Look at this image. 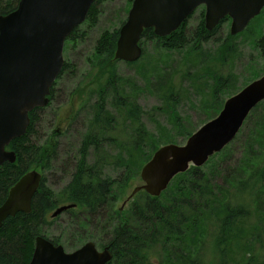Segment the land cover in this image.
Returning <instances> with one entry per match:
<instances>
[{"label":"rangeland","instance_id":"rangeland-1","mask_svg":"<svg viewBox=\"0 0 264 264\" xmlns=\"http://www.w3.org/2000/svg\"><path fill=\"white\" fill-rule=\"evenodd\" d=\"M129 7L128 0L103 1L98 7L96 20L85 21L79 26L75 39L65 43L64 59L68 67H64L65 70L56 80L49 105L37 112V121L30 137L31 142L36 145L51 144V139L55 142L54 156L49 167H40L39 171L47 178V187L59 195L75 171L82 139L89 130L98 127L95 125L96 118L105 120V116L111 119V123L103 129L95 130L105 144L100 156L105 161L104 176L116 180L118 198L115 208H123V211L138 200L137 196L130 200L128 198L136 187L143 185L141 170L147 162L138 167L135 161L130 169L123 166L128 163V147L135 138L136 122L128 116L126 108L117 105L120 95L140 106V123L144 124L149 138H169L173 140L172 143L184 145L190 132H196L220 114L228 98L264 75V54L258 46L259 40L264 36L263 18L253 20L244 32L233 35L229 40L231 20H227L209 39H202L198 37L200 24L205 20L206 6L202 5L187 20L185 46L178 50H167L155 40L144 38V55L137 63L116 60L115 87L108 80V74L99 75L100 79H96L99 73L94 57L97 42L106 31L121 28L127 19ZM227 41L233 45V49L222 60L221 48ZM216 74L230 76L235 82L228 92L218 93V99H214L211 92ZM99 104L104 106V116L98 115ZM263 109L264 101L260 103L252 120L242 127L227 146L225 157L215 158L213 162L217 171L212 173L211 179L224 190L230 189L228 183L235 167L243 164L245 143L250 138L249 129ZM67 118L68 121L71 118L69 123L60 122ZM59 128L61 132L58 133ZM152 152L153 146L148 141L143 146L144 159ZM122 157L125 162L117 161ZM87 158L93 164L99 157L91 149ZM212 166H206L205 169ZM258 193L255 201L259 209L249 212L246 222L238 225L237 235L240 236L238 242L231 245L232 254L228 264H239L247 253L248 257L251 255L253 251H245L244 246L255 241L259 232L263 236L264 252V190ZM125 202L128 204L123 206ZM103 214L95 216L82 210L72 216L65 211L58 217L51 218L52 223L45 234L51 239L59 238L68 252L89 241L96 243L98 249L102 250L98 243L109 239L114 224L109 222L107 210ZM254 223L255 228L250 232ZM209 226L207 222L206 227ZM79 235L82 236L81 239H78Z\"/></svg>","mask_w":264,"mask_h":264},{"label":"trees","instance_id":"trees-1","mask_svg":"<svg viewBox=\"0 0 264 264\" xmlns=\"http://www.w3.org/2000/svg\"><path fill=\"white\" fill-rule=\"evenodd\" d=\"M19 1L0 0V15L14 11ZM103 1L105 0H95L86 21L96 20L98 7ZM128 1L131 7L133 0ZM260 17L264 20V10L254 20ZM187 20L178 30L166 37L155 35L153 28L146 29L142 40H155L167 50H178L187 44ZM227 20L230 18L223 19L213 31H208L203 19L198 29V37L209 39ZM78 29L79 27L73 31L66 42L75 39ZM119 30L120 28L112 32L106 31L98 40L94 52L99 72L96 79H100L99 75L108 74V80L112 81L113 87L117 79L114 55ZM231 38L233 36L230 34L228 40ZM258 46L264 54V36L259 40ZM221 49L222 60H225L233 45L227 41ZM67 67L66 64L65 68ZM231 85H235V82L230 76L216 74L211 88L214 99H218V93L228 92ZM101 92L103 94V90ZM115 92H118L117 89ZM99 105L98 115L104 116V106ZM117 105L126 108L128 116L136 122L135 138L129 143V152H126L128 163L123 165L126 168L130 169L135 161L137 166L141 167L162 144L173 142L166 136H163L166 140L148 137L144 124L140 123L141 108L135 102L120 95ZM259 105L247 117L243 127L252 120ZM39 110L40 108H36L30 113L31 123L26 134L14 139L8 146L9 150L16 152L17 160L15 163L6 162L0 166V206L6 200L11 187L26 172L32 169L40 170L43 166L48 168L54 156L53 139L51 144L45 146L36 145L30 139ZM104 118L105 120L96 118L95 125L98 127L95 129L98 131L111 123V119L105 116ZM255 118L253 126L249 129L250 138L248 137L245 143L243 164L236 166L230 177V189L224 190L211 179L212 173L217 171L213 162L215 158L225 157L226 146L221 152L213 155L204 166H191L187 172L178 174L160 196L152 197L144 190L140 191L136 195L138 200L126 211L115 208L118 198L116 180L104 176L105 161L100 158L105 144L95 129L89 130L79 148L75 171L60 194L47 187V178L44 176L40 189L33 198L32 211L28 214L19 212L4 222L0 230V264H29L34 253L36 237L39 235L45 236L56 245L61 244L59 238L51 239L45 234L52 223L51 214L61 204L77 205L76 208L67 210L72 216L82 210L95 216H103L104 211H108L109 222H114L112 232L107 241L98 243L101 248L110 247L113 253V258L108 264H228L232 254L231 245L237 243L240 236L237 235L238 225L246 222L249 212L258 211L255 196L258 191L262 193L264 190V109ZM175 119L179 122L177 116ZM192 134L193 132H190L188 138ZM148 141L153 146V152L144 159L143 146ZM91 149L99 157L93 164H90L87 158ZM117 161H124V158H118ZM206 166L212 167L207 170ZM261 220L262 218L259 222ZM207 222L209 227H206ZM253 225L255 223L251 225L250 232L255 228ZM79 237L78 239H81L82 236ZM262 241L263 236L259 232L255 241L244 246L245 251L253 252L249 257L247 253L239 264H264Z\"/></svg>","mask_w":264,"mask_h":264},{"label":"water","instance_id":"water-1","mask_svg":"<svg viewBox=\"0 0 264 264\" xmlns=\"http://www.w3.org/2000/svg\"><path fill=\"white\" fill-rule=\"evenodd\" d=\"M95 0H20L18 7L0 15V166L15 163L17 154L7 147L26 134L30 113L50 103L51 90L65 67L64 47L73 31L88 17ZM206 6L205 26L213 31L226 17L231 34L243 32L264 9V0H134L119 30L114 59L133 63L143 55L141 39L153 28L159 37L178 30L200 6ZM264 101V75L228 98L220 114L194 132L184 145L160 147L141 170V190L158 197L173 179L191 166L202 167L238 135L250 113ZM37 169L26 172L0 206V230L9 217L30 213L42 183ZM75 204L58 207L55 218ZM110 247L99 250L93 241L67 252L45 236L36 237L29 264H108Z\"/></svg>","mask_w":264,"mask_h":264},{"label":"flooded vegetation","instance_id":"flooded-vegetation-1","mask_svg":"<svg viewBox=\"0 0 264 264\" xmlns=\"http://www.w3.org/2000/svg\"><path fill=\"white\" fill-rule=\"evenodd\" d=\"M50 101H51V96H50ZM71 119V118H70ZM70 119H69V121H70ZM63 121H65V122H67L68 121V118L67 119H65V120H62V121H60V122H63ZM69 121H68V123H69ZM67 125V124H66ZM58 133L59 132H61V128H59L58 129V131H57ZM57 132H56V134H57ZM83 140V139H82ZM53 144L55 145V142H53ZM42 169H47V168H45L44 166L42 167ZM42 172V171H41ZM42 176L44 177L45 175H44V173L42 172ZM43 177H42V179H43ZM126 203V202H125ZM125 203H123V206H126L127 204H128V202L125 204ZM125 204V205H124ZM63 205H67V204H63ZM60 206H62V205H60ZM52 215V214H51ZM106 248V247H105Z\"/></svg>","mask_w":264,"mask_h":264}]
</instances>
